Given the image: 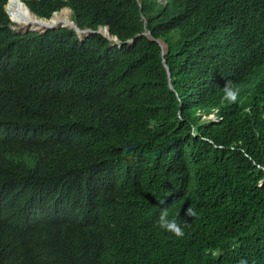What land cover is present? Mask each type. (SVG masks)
I'll list each match as a JSON object with an SVG mask.
<instances>
[{"label": "trees", "instance_id": "obj_1", "mask_svg": "<svg viewBox=\"0 0 264 264\" xmlns=\"http://www.w3.org/2000/svg\"><path fill=\"white\" fill-rule=\"evenodd\" d=\"M6 1L0 121L16 81H41L63 105L36 130L61 145L55 178L86 160L104 187L116 177L117 197L108 206L104 192L93 218L108 247L97 264H264V0H22L38 17L68 7L79 28L107 26L119 43L63 27L15 32ZM227 80L235 104L223 100ZM39 95L31 84L29 109ZM165 209L189 224L183 238L159 226Z\"/></svg>", "mask_w": 264, "mask_h": 264}, {"label": "clouds", "instance_id": "obj_2", "mask_svg": "<svg viewBox=\"0 0 264 264\" xmlns=\"http://www.w3.org/2000/svg\"><path fill=\"white\" fill-rule=\"evenodd\" d=\"M8 4L9 0L4 5L7 15ZM64 8L70 10L68 7L61 9ZM61 9L54 12H61ZM31 14L38 19L45 18L33 12ZM8 18L14 30L13 26L19 22L12 21L9 15ZM55 26L59 28L60 25ZM48 29L55 28L46 26L30 31L42 33ZM146 31L149 30L143 32ZM77 36L79 39L86 37ZM147 36L150 37V33ZM159 41L163 46L158 42L163 55L167 46ZM162 61L165 66V59ZM7 76L8 70L0 57V87L6 83ZM31 84L39 90L40 95L29 109L27 92ZM222 90L223 100L229 104L238 102L240 90L230 80L225 82ZM62 107L45 93L43 82L22 79L13 84V92L1 110L0 172L3 181L0 182V256L10 264H97L108 251V247L95 234L93 218L101 212L100 200L104 192L107 194L108 206L117 197L118 193L114 191L116 177L110 180L107 176L104 187L86 160L80 171H65L55 178L59 165L56 148L61 145L55 143L53 148L39 139L36 133L38 130L41 134ZM15 114L23 116V121L20 122ZM26 121L33 123L35 130L29 132L25 128ZM17 180H21L27 190L17 192ZM48 184L55 187L54 196L47 195ZM127 197H123V204ZM179 211L169 219L168 209H165L159 217V226L177 239L184 237V229L189 225L187 222H178L176 217H179ZM196 215L192 206L185 211V216ZM241 264L247 262L242 261Z\"/></svg>", "mask_w": 264, "mask_h": 264}, {"label": "bare ground", "instance_id": "obj_3", "mask_svg": "<svg viewBox=\"0 0 264 264\" xmlns=\"http://www.w3.org/2000/svg\"><path fill=\"white\" fill-rule=\"evenodd\" d=\"M16 3H10L8 11L10 14L15 13V20L23 26H30L32 28L43 29L48 25H62L69 23V17L67 15H61V12H66L68 9L64 8L61 12L54 14L49 20L38 19L34 17L27 9L17 1Z\"/></svg>", "mask_w": 264, "mask_h": 264}, {"label": "water", "instance_id": "obj_4", "mask_svg": "<svg viewBox=\"0 0 264 264\" xmlns=\"http://www.w3.org/2000/svg\"><path fill=\"white\" fill-rule=\"evenodd\" d=\"M13 2V3H16L15 1H17L18 3H20V4H23L24 5V7L27 9V11L29 12V13H32L30 10H29V8L24 4V2H22L21 0H9V4L11 3V2ZM9 4H8V6H9ZM17 4V3H16ZM8 8V7H7ZM8 10V9H7ZM62 10V9H61ZM7 13H8V15H9V17H10V19L12 20V21H15L16 23H18L16 20H15V13H12V14H10V12L9 11H7ZM57 12H53V14L52 15H54V14H56ZM51 18V17H50ZM49 18V19H50ZM45 20H49V19H47V18H44ZM58 27H67V28H71V29H73V30H75V32L78 34V35H84V36H86L87 34H88V32H91L92 30L91 29H89V28H85V29H80L79 27H77V25L74 23V21L72 20V19H69V23L68 24H62V25H60V26H58ZM47 28H56V26L55 25H48L47 26ZM96 32H99V33H101L103 36H105L106 38H108L109 40H113V41H116V42H119L118 40H117V38L116 37H114V36H111L110 34H109V31H108V27L107 26H104V27H99L97 30H96ZM143 34H145V35H149V31H146V32H142ZM133 41V39H129L128 40V42L129 43H131ZM158 42H159V44L161 45V47H163L162 46V44H161V42L158 40ZM162 53H163V51H162ZM165 68H166V70H167V72H168V74H169V71H168V66L165 64ZM170 87H171V85H170Z\"/></svg>", "mask_w": 264, "mask_h": 264}, {"label": "rangeland", "instance_id": "obj_5", "mask_svg": "<svg viewBox=\"0 0 264 264\" xmlns=\"http://www.w3.org/2000/svg\"><path fill=\"white\" fill-rule=\"evenodd\" d=\"M61 15H67L70 18V10H67L66 12H61ZM13 28L17 32H24L26 30H34V29H37V28H32L29 25L28 26H23L20 23L14 25ZM164 47H165V45H164Z\"/></svg>", "mask_w": 264, "mask_h": 264}]
</instances>
